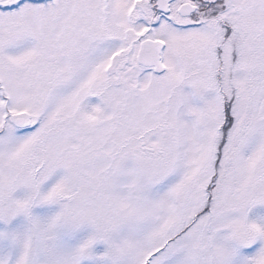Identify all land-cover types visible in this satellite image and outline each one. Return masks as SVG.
<instances>
[{
    "label": "snow or ice",
    "instance_id": "6c2138e0",
    "mask_svg": "<svg viewBox=\"0 0 264 264\" xmlns=\"http://www.w3.org/2000/svg\"><path fill=\"white\" fill-rule=\"evenodd\" d=\"M0 264H264V0H0Z\"/></svg>",
    "mask_w": 264,
    "mask_h": 264
}]
</instances>
